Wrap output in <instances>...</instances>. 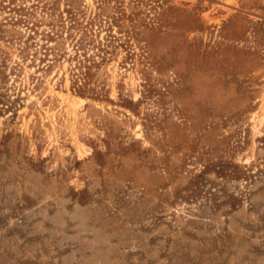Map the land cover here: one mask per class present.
<instances>
[{
    "label": "rangeland",
    "instance_id": "1",
    "mask_svg": "<svg viewBox=\"0 0 264 264\" xmlns=\"http://www.w3.org/2000/svg\"><path fill=\"white\" fill-rule=\"evenodd\" d=\"M263 141L264 0H0V264H264Z\"/></svg>",
    "mask_w": 264,
    "mask_h": 264
},
{
    "label": "trees",
    "instance_id": "2",
    "mask_svg": "<svg viewBox=\"0 0 264 264\" xmlns=\"http://www.w3.org/2000/svg\"><path fill=\"white\" fill-rule=\"evenodd\" d=\"M111 39H109L108 41V44H107V47L109 46H112L115 42V39H114V36H111ZM103 45H99L97 46V49L101 52V53H107V48H104L102 47ZM81 47H84L81 46ZM86 52L85 54L83 55L84 58L83 59H80V57L82 56H78L77 54L75 56H77V58L79 59L78 63H80V67H79V71L80 73L77 75V79H76V82H81L80 85H78L77 87V93L84 96L86 94H93L95 93L96 89L94 87H91L90 85V79H91V66L89 64H91V62H93L94 64H96L97 62L94 60V57L91 59V58H87L86 56ZM106 60V57L105 56H101V62L105 61ZM80 75V76H79ZM78 84V83H77ZM263 145H264V141H263ZM226 171V170H225ZM222 177L225 176V177H229V178H235V179H240V178H251L252 176H250L248 174V171H243L242 173L238 174L237 176L235 174H231V173H228L227 171L226 172H223V174H221Z\"/></svg>",
    "mask_w": 264,
    "mask_h": 264
}]
</instances>
